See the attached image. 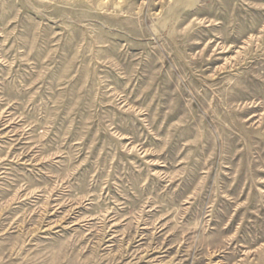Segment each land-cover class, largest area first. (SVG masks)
I'll return each instance as SVG.
<instances>
[{
  "label": "rangeland",
  "instance_id": "obj_1",
  "mask_svg": "<svg viewBox=\"0 0 264 264\" xmlns=\"http://www.w3.org/2000/svg\"><path fill=\"white\" fill-rule=\"evenodd\" d=\"M0 264H264V0H0Z\"/></svg>",
  "mask_w": 264,
  "mask_h": 264
}]
</instances>
